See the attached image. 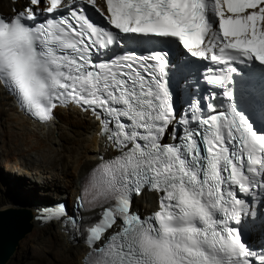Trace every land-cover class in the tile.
I'll list each match as a JSON object with an SVG mask.
<instances>
[{
  "label": "snow or ice",
  "instance_id": "1",
  "mask_svg": "<svg viewBox=\"0 0 264 264\" xmlns=\"http://www.w3.org/2000/svg\"><path fill=\"white\" fill-rule=\"evenodd\" d=\"M185 57L200 62L197 77L208 87L177 109L168 82L187 83ZM254 61L264 74V0L13 7L0 17V79L20 109L41 124L57 107L87 111L117 153L83 178L72 214L60 203L38 219L54 216L81 236L84 264H264V249L242 236L264 201V128L252 123L264 125V87L259 102L255 89L242 96L246 111L230 87L244 66L254 76ZM142 188L158 194L143 217L131 208ZM92 209L94 217L80 215Z\"/></svg>",
  "mask_w": 264,
  "mask_h": 264
},
{
  "label": "bare ground",
  "instance_id": "2",
  "mask_svg": "<svg viewBox=\"0 0 264 264\" xmlns=\"http://www.w3.org/2000/svg\"><path fill=\"white\" fill-rule=\"evenodd\" d=\"M25 0H0V12L12 14V8L20 10ZM46 124L33 122L19 112L11 99L0 87V127L6 130L8 137L18 147L19 156L15 159V168L21 160L36 163H49L54 166L61 162L58 173L51 172V177L33 180L32 187L38 190L37 197L24 205H4L0 209H24L31 213V231L25 235L23 246L32 249L33 256H40L41 245L52 251L49 264H82L81 259L87 251L83 245L70 238L59 222L38 219L41 212L49 206L65 199L68 204L79 194L83 178L101 159H110L117 153L100 136L99 123L88 112L67 106L56 108L54 119ZM72 132L67 134V132ZM49 187V189H48ZM158 195L143 191L133 200V208L140 214H148L157 208ZM97 209L84 212V216L94 217ZM21 240V241H22ZM20 241V242H21ZM20 244V243H19ZM41 257V256H40Z\"/></svg>",
  "mask_w": 264,
  "mask_h": 264
},
{
  "label": "rangeland",
  "instance_id": "3",
  "mask_svg": "<svg viewBox=\"0 0 264 264\" xmlns=\"http://www.w3.org/2000/svg\"><path fill=\"white\" fill-rule=\"evenodd\" d=\"M50 125H52L51 121ZM68 133L71 134L72 132L68 131ZM16 149L18 147L8 137L6 130L0 127V207L7 204L24 205L23 203L37 197L38 190L32 187L33 180L51 177V172L58 173L56 166L58 168L61 166L60 161H56L53 166L49 163L35 164L31 160L22 159L21 165H16L17 170L13 171L15 159L19 156V153L15 151ZM23 240L19 244L15 258L7 264H49L53 250L49 251L46 246L41 245V257L33 256L31 248L24 247L22 249Z\"/></svg>",
  "mask_w": 264,
  "mask_h": 264
},
{
  "label": "water",
  "instance_id": "4",
  "mask_svg": "<svg viewBox=\"0 0 264 264\" xmlns=\"http://www.w3.org/2000/svg\"><path fill=\"white\" fill-rule=\"evenodd\" d=\"M30 220L28 210L0 209V264L15 258L20 241L31 231Z\"/></svg>",
  "mask_w": 264,
  "mask_h": 264
}]
</instances>
